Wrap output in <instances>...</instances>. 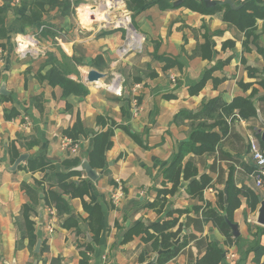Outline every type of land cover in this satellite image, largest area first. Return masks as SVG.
Returning <instances> with one entry per match:
<instances>
[{
	"label": "crops",
	"instance_id": "1",
	"mask_svg": "<svg viewBox=\"0 0 264 264\" xmlns=\"http://www.w3.org/2000/svg\"><path fill=\"white\" fill-rule=\"evenodd\" d=\"M33 1L0 0L6 8L0 35V264L34 262L29 238L22 236L25 204L34 208L35 233L47 246L37 264L58 257L62 264H82L83 253L86 264H142V254L149 260L156 252L141 228L173 218L184 223L206 203L227 215L231 176L239 188L264 196L249 153V135L258 132L260 138L264 129V19H257L256 35L249 36L224 18L228 7L238 9L250 0L211 7L202 0H142L136 11L129 7L134 0H71L76 5L69 14L46 6L40 24L24 26L22 17ZM62 53L81 60L78 73L69 77L86 85L85 97H64L62 88L46 79L49 55L61 61ZM91 69L107 77L89 83ZM237 98L254 103L261 115L242 119L235 109L223 124L199 116L212 99L228 105ZM78 122L84 134L74 139ZM200 122L217 124L214 130L223 135L214 154L195 156V178L211 177L204 199L187 194L189 181L163 193L172 188L166 169ZM109 129L112 145L103 163L92 167L99 174L92 180L80 168L85 160L92 166L94 138ZM64 137L72 143L63 146ZM23 154L27 157L13 169ZM68 172H78L68 184L86 183L88 191L65 192L54 173ZM50 190L62 194L71 212L46 201ZM241 201L231 220L240 236H233L232 244L212 222L187 233L219 242L226 251L220 264H263L264 257L255 261V250L264 247V225L255 218L260 201L256 210L247 196ZM86 204L102 210L97 239ZM202 254L192 240L166 264L197 263Z\"/></svg>",
	"mask_w": 264,
	"mask_h": 264
},
{
	"label": "trees",
	"instance_id": "2",
	"mask_svg": "<svg viewBox=\"0 0 264 264\" xmlns=\"http://www.w3.org/2000/svg\"><path fill=\"white\" fill-rule=\"evenodd\" d=\"M141 3L142 0H134V4L130 3L129 7L130 9L136 11L141 7ZM75 5L76 3L73 4L71 0H34L30 12L22 17V23L24 26H32L35 23L40 24L44 13L47 11L46 6L49 8L58 7L61 9V13L66 15L74 10ZM224 18L240 30H247V35L251 36L253 33L256 35L254 32L256 21L258 18L264 19V0H250L238 9H231L228 7ZM5 21L6 8L0 7V35L4 32ZM60 60L61 61H59L54 54L49 55L47 62L50 63L52 67L46 75L48 82L54 86L59 85L63 90L62 94L64 97H68L70 95L85 97L89 93L86 85L81 80L77 81L69 77V74L76 72L77 66L82 63L81 60H78L75 57H68L64 53H62V58ZM167 64H171V60H168ZM262 101L264 102V97L262 98ZM219 109L222 111H219ZM235 109H238L237 115H239L242 119H250L252 116L257 117L259 110V108L248 99L237 98L228 105L222 103L218 99H212L205 104L199 116L204 119L216 117V121L223 124L224 121H227L225 115H229ZM216 112H218L217 116L214 114ZM234 115H236V113ZM216 125L217 124H209L207 122H200L197 125H194L191 140L181 145L175 155L174 161L165 171V178L172 183V188L170 191H163V193H174L178 188H180L184 181H189L185 188L187 194L190 197L199 198L200 200L204 199V191L211 184V177L203 174L198 179L195 178L198 175L195 156L204 155L206 153L214 154V152L218 150V146L222 141L223 135L214 130ZM80 126L81 123L78 122L74 129H72V131L78 132V136L74 137L71 130L67 131L66 134L73 136L74 139L79 138L84 134L82 129L80 130ZM225 132H228V129H226ZM112 135L113 131L109 129L108 131L98 133L95 136L94 148L90 155L92 167L103 163L104 154L112 145ZM256 135L260 136L258 132ZM259 139L262 147L264 148V142L261 140V137ZM188 155L191 156L186 164H184V160ZM253 170L254 168H252V171ZM254 171L256 172V168ZM75 173L78 172L54 174L57 178L59 186L65 192H68L69 188H74L76 193L72 192L73 195L83 194L88 191L86 183L81 186H78L74 182L70 184L67 183V180ZM226 192L227 207L225 213H227L230 221L233 220L234 211L242 204V196H247L249 198L251 208L256 210L260 198L259 194L248 188H239L232 176L229 178V184ZM45 198L48 203L51 200H54L61 212H71L70 204L62 197L61 193L50 190V193L46 194ZM86 208L89 211L90 225L92 231L94 232V238L97 239L102 227L101 207L97 204H86ZM195 211L197 216H189L187 221L184 223H179L178 218H173L163 222H158L151 227L149 226L147 228L140 229L142 232L146 233L145 240L148 239L152 241V247L156 253L160 249L165 250V252L158 257V260L154 264H166L169 260L179 255L192 240H197V245L200 250H202L203 254L197 263L190 262V264H220L222 262L226 251L219 242L210 240L205 236L198 238V236L193 232H187L188 228L191 226H194L196 231H202L206 223L212 222L226 237V243L232 244V242L235 241V238L231 234V226L226 221L224 214L217 212V210H215L209 203L202 206H196ZM33 213V207H30L28 204L23 206L22 218L25 230L22 232V236L23 238H29V246L36 258L43 255L47 246L46 242L43 241L40 252L35 253V246L38 242V238L35 233L34 221L31 219V215ZM176 226H178V228L174 230ZM151 229H153L154 232L151 233ZM260 232L264 233V227L260 228ZM179 238H181V241L176 244L175 242ZM255 254V261L259 263L261 258L264 257V247H260L255 250ZM87 260L88 257L85 253H83L82 264H86ZM149 260H147V257L143 254L140 256L142 264L148 262ZM51 264H62L61 257L52 259Z\"/></svg>",
	"mask_w": 264,
	"mask_h": 264
},
{
	"label": "water",
	"instance_id": "3",
	"mask_svg": "<svg viewBox=\"0 0 264 264\" xmlns=\"http://www.w3.org/2000/svg\"><path fill=\"white\" fill-rule=\"evenodd\" d=\"M206 3L207 6L211 7V6H215V5H227L230 4L231 6H233L232 0H202ZM134 29V27H133ZM107 77L106 73H102L99 72L96 69H91L88 71L87 74V80L89 83H95V82H99L101 79H104ZM2 92L5 93V90L2 89ZM128 93L126 92V97H128L127 95ZM259 111V110H258ZM258 115H261L260 111L258 112ZM263 123H264V119ZM261 140L264 142V129L261 131ZM27 157V154H23L21 155L16 162L14 163L13 169H16L18 167L19 164H21L25 158ZM81 170H84L88 177L91 178L92 180H96L98 177V173L96 172V170H94V168H92V166L90 165L88 160H85L84 163L82 164V167L80 168ZM260 205L256 211V222L264 225V196H262L260 198ZM226 221L229 223V225L231 226V234L238 238L240 236V230H239V226L237 223H234L232 221L229 220V218L227 217V215H224ZM181 241V238H179L178 240H176V244H178ZM42 246V240L39 239L36 246H35V253H39L40 249ZM165 252V250L160 249L148 262H146L145 264H154L157 260L158 257ZM38 263V258L34 259L33 264H37Z\"/></svg>",
	"mask_w": 264,
	"mask_h": 264
},
{
	"label": "built area",
	"instance_id": "4",
	"mask_svg": "<svg viewBox=\"0 0 264 264\" xmlns=\"http://www.w3.org/2000/svg\"><path fill=\"white\" fill-rule=\"evenodd\" d=\"M43 27L41 28V30ZM22 53H26V51H22ZM3 59V52L0 49V61ZM72 143L67 137L63 139V146H68ZM249 148H250V157L253 160L256 172H255V179H256V187L258 189L264 190V148L261 145L260 139L256 134L249 135ZM73 151H76V146H74ZM117 198V196H115Z\"/></svg>",
	"mask_w": 264,
	"mask_h": 264
},
{
	"label": "rangeland",
	"instance_id": "5",
	"mask_svg": "<svg viewBox=\"0 0 264 264\" xmlns=\"http://www.w3.org/2000/svg\"><path fill=\"white\" fill-rule=\"evenodd\" d=\"M117 27H120L119 25H117Z\"/></svg>",
	"mask_w": 264,
	"mask_h": 264
}]
</instances>
